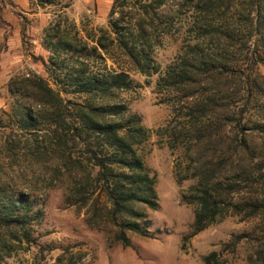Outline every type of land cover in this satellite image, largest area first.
<instances>
[{"label":"trees","instance_id":"trees-1","mask_svg":"<svg viewBox=\"0 0 264 264\" xmlns=\"http://www.w3.org/2000/svg\"><path fill=\"white\" fill-rule=\"evenodd\" d=\"M128 1H112L109 27L98 30L91 47L60 35L59 24L50 28L41 60L57 90L36 74L7 83L12 102L0 127L7 121L11 130L0 144V156L9 159L0 164V264L17 250L55 249L38 246L42 212L28 191L11 184L14 168L49 170L50 184L66 186V203L84 209L86 226L109 234L112 244L127 249L129 233L149 237L146 211L158 208L156 179L138 150L152 132L119 100L131 89L128 72L159 75L155 90L171 115L154 134L182 154L177 182L194 181L180 193L193 211L181 249L228 215L264 222V0H139L131 16ZM176 22L184 29L180 53L161 74L153 50Z\"/></svg>","mask_w":264,"mask_h":264},{"label":"rangeland","instance_id":"rangeland-1","mask_svg":"<svg viewBox=\"0 0 264 264\" xmlns=\"http://www.w3.org/2000/svg\"><path fill=\"white\" fill-rule=\"evenodd\" d=\"M52 1L42 6L35 0H4L0 4V115L9 111L12 102L7 91L11 78L36 74L51 88L58 89L41 60L48 56L46 35L52 26L59 24L60 35L76 36L88 47L99 36V29L109 27L107 16L113 0ZM138 1H128L132 12L128 16L133 15V5ZM178 23L169 35L159 37L154 47L153 59L161 74L180 53L184 29H179ZM21 30H24L23 39ZM259 72L264 75V68L260 67ZM128 76L131 89L120 94L119 100L128 115L140 117L142 125L152 132L138 150L143 164L156 179L158 208L146 211L149 237L129 233L131 247L127 249L112 244L109 234L86 226L84 209L66 203V186L61 182L50 184L49 170L14 168V172H8L11 184L28 191L34 210L42 212L40 224L35 227L38 246L55 249L43 254L37 246L17 250L3 264H205L204 259L213 253L215 257L206 264H264V222L260 219L242 220L228 215L188 238L181 249L183 238L191 231L193 211L181 201L180 193L194 181L177 182L174 167L182 163V154L170 152L154 134L171 115L163 96L155 90L159 75L128 72ZM64 97L77 100L73 95ZM6 123L2 122L0 127V144L11 130ZM12 130L18 133L16 128ZM7 162L9 159L0 156V164ZM236 237L239 242L231 249L228 245Z\"/></svg>","mask_w":264,"mask_h":264}]
</instances>
